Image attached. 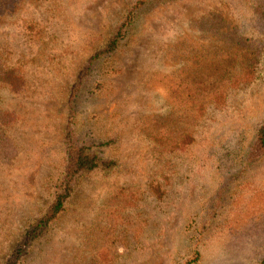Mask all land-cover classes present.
Masks as SVG:
<instances>
[{
    "label": "rangeland",
    "instance_id": "374dc122",
    "mask_svg": "<svg viewBox=\"0 0 264 264\" xmlns=\"http://www.w3.org/2000/svg\"><path fill=\"white\" fill-rule=\"evenodd\" d=\"M262 12L0 0V264H264ZM239 38L258 52L245 82ZM72 143L112 164L23 245Z\"/></svg>",
    "mask_w": 264,
    "mask_h": 264
},
{
    "label": "trees",
    "instance_id": "16d2710c",
    "mask_svg": "<svg viewBox=\"0 0 264 264\" xmlns=\"http://www.w3.org/2000/svg\"><path fill=\"white\" fill-rule=\"evenodd\" d=\"M260 17H264V12L260 14ZM117 41L118 39H116L112 44L116 45ZM247 43V40L239 38L238 47L240 49V54L242 55V62L240 64L242 76L239 80H237V82L248 81L253 73L252 70H254V65L258 61V52L255 50V47L250 48ZM258 143L260 149L264 151V125L259 132ZM74 144L75 143H72L73 150L69 152V166L59 192L56 194L47 213L27 230L23 245H27L40 238L50 224L66 210V204L74 190L73 184L79 175L83 176L84 174L91 173L102 168L104 165L112 164V162L102 163L99 156L89 155L85 152V148L80 149ZM2 147L4 146L0 145V148Z\"/></svg>",
    "mask_w": 264,
    "mask_h": 264
}]
</instances>
